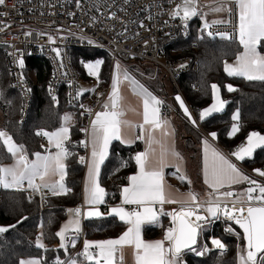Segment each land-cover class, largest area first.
<instances>
[{"label": "snow or ice", "instance_id": "1", "mask_svg": "<svg viewBox=\"0 0 264 264\" xmlns=\"http://www.w3.org/2000/svg\"><path fill=\"white\" fill-rule=\"evenodd\" d=\"M215 3L217 6L211 8V11L227 12L229 19L213 20L211 23L205 19L203 31L209 38L220 37L223 40L238 41L243 49L234 63L223 62L226 74L248 81L264 82V54L258 50L264 42V0H215ZM5 4L6 0H0V6ZM232 4H235V10L231 7ZM170 14L173 18L184 21L185 27L191 18L204 15L199 11L198 0H181ZM0 15L4 14L0 13ZM223 24L232 25L233 31H212L214 26ZM52 43H55L54 38ZM52 51L55 52L56 57L61 58V49L53 48ZM18 64L23 68L24 60L19 59ZM102 64V60L86 64L88 75L96 77L99 81ZM61 66H63L62 58ZM122 84H126L131 89L138 100V107H133L127 101L122 92ZM225 88L228 92L238 91L230 84L225 85ZM211 90L213 103L199 112L200 120L222 112L227 103L221 96L219 85L212 84ZM84 91H95V89L79 90L77 96L82 95ZM175 99L188 121L194 126L197 125L184 100L180 96H176ZM53 100L58 103L55 97ZM163 103L126 70L122 72L119 63L115 65L111 92L108 100L102 105L103 110L95 113L89 128L81 130L89 137L81 141V144L85 148L89 145L91 147L85 187L87 207L69 209L73 218L68 220L55 235L61 242L60 247L67 251L68 244L65 242L68 241L72 247H75L82 232L81 217L93 219L105 216L98 207L106 203L105 197L108 195L100 184V171L101 165L109 155V147L113 141L131 145L136 140H143L145 149L132 158L138 170L127 177L129 183L121 190V204L111 207L107 213L118 218L128 227L117 238L98 241L85 239L83 250L77 257L70 258L67 264H123L125 248L133 250L135 264H183V252L195 250L193 246L197 244L204 226L221 218L233 221L242 229V233L236 232L231 226L226 229L244 240V245L238 246V264H264V183L250 178L228 156L205 139L203 176L204 183L211 189L210 198L201 202L198 194L192 190L184 193L178 190L173 192L165 181L164 169L173 166L176 172L180 173L183 157L171 142L174 129H171L170 121L161 114ZM87 111L92 112L91 109ZM129 113L140 119H130ZM232 120L236 123L232 124L229 135L235 137L241 130L238 123L239 111L234 113ZM70 121L71 116L65 115L62 125L55 131L41 129L35 133L46 138L51 146L46 149L47 154L34 153L35 159H30L25 146L18 144L6 130H0V146L14 160L11 165L0 166V187L22 191L25 190L26 183L27 188L32 189L33 192H40L43 188L54 196L66 195L70 191L64 183L67 175L66 160L72 155L66 146V142L70 140ZM210 135L214 140L217 138L215 132ZM52 148L56 151L53 152ZM258 148H264V134L253 131L247 135L246 143L230 155L238 161H244L246 158H251ZM80 163H85L84 157H80ZM126 165L127 162H124L123 166ZM254 171L259 177L264 178V170ZM49 176L58 179L48 182L46 178ZM179 179L184 181L187 177L181 174ZM37 180L40 183H37ZM187 182L191 183L190 180ZM241 184L247 186L239 191L234 190V186ZM165 204H176L179 207L171 212H165L163 208ZM125 206L133 207L129 210ZM161 216L171 217V226L165 230L164 238L145 241L142 236L143 227L161 226ZM19 223H22V220L17 221V224ZM16 226V224L0 226V235ZM211 243L220 250L221 255L227 251V246L221 240L212 239ZM36 244L38 248L47 251L45 244L39 238ZM197 254L203 255L204 252ZM19 264H43V258L24 259L20 260ZM55 264H65V261L57 259Z\"/></svg>", "mask_w": 264, "mask_h": 264}, {"label": "trees", "instance_id": "2", "mask_svg": "<svg viewBox=\"0 0 264 264\" xmlns=\"http://www.w3.org/2000/svg\"><path fill=\"white\" fill-rule=\"evenodd\" d=\"M202 19L195 20L190 25V37L177 38L171 47L165 50L164 55L170 59L194 55L199 59L200 69L198 72L187 73L180 77L179 84L184 97L199 118V112L213 103L211 85L217 84L221 88V96L227 102L226 108L221 113H215L204 120L201 125L205 133H217L214 140L218 146L230 151L231 148L246 140L249 133L253 131L264 134V82L248 81L241 77H230L224 70V61L236 59L242 51L238 42H230L221 38H209L203 31ZM200 37H203L202 39ZM196 46L194 49L193 46ZM259 51L264 54V42L259 46ZM102 60L100 77L102 85L108 83L112 59L109 54L100 50H73V65L78 73V79L92 81L88 75L86 64L96 60ZM137 66L144 67L143 61L133 60ZM28 68L25 74L33 80V101L26 116L21 122L22 101L17 91L10 87L9 74L5 69L2 57L0 56V110L2 112V128L13 136L18 144L25 146L29 157L36 152H44V137L35 133L41 129L55 131L62 125L63 117L71 112L75 117V123L71 126V137L67 144L69 152L72 153L67 160V175L65 183L70 189L66 195H50L46 198V206L41 207L38 197L29 198L26 190L17 191L3 189L0 196V226L16 224L9 232L0 235V264H19L24 258H43V264H55L57 259L66 262L68 257L75 251V247L69 246L67 251L59 247V238L55 235L62 223L66 221L69 209L77 206L82 201L83 175L85 163H80L82 154L72 148V144H81L83 132L81 131L80 119L81 110L69 105L66 94L61 95L56 101L49 97L48 82L51 78V70L46 58L28 57ZM135 70L132 66V71ZM134 72V71H133ZM135 73V72H134ZM32 74L34 77H32ZM136 74V73H135ZM232 85L238 91L228 92L225 85ZM197 85V87H196ZM162 98L165 97L180 113L181 108L175 99L177 92L172 84L171 91L166 88L163 82L151 87ZM90 92L81 95L82 101L88 98ZM236 111L240 113L238 123L241 130L235 137H230L229 132L233 123L232 116ZM179 128V138L183 143V154L189 159V164L194 171L197 166L196 144H191L187 139V133L194 135V126L186 120L176 116ZM1 130V127H0ZM199 132V131H198ZM186 135V136H185ZM142 151L140 142L132 146H125L119 142L113 143L110 155L101 165L100 184L106 190V203L103 206L105 216L103 218L86 219L84 230L88 240L98 241L109 238H117L126 228V224L118 218L107 215L109 205H116L120 201L121 190L128 185L127 177L136 172L135 161L132 159L136 153ZM12 158L0 146V166L8 164ZM127 162L126 166H123ZM240 163L249 169H264V148H258L251 158H246ZM27 219H23V218ZM22 223L17 224V221ZM167 220L165 218L164 222ZM43 225V227H41ZM164 225V223H163ZM233 227L236 232L241 231L228 220H214L205 225L202 231L200 247L203 244L210 245L211 238L220 239L227 247V251L221 255L220 250H208L199 257L192 252H186V264H238V246L244 245V240L226 231ZM43 233V236H41ZM146 238H157L160 236V228L157 226L145 227ZM41 237L47 251L37 247L36 241Z\"/></svg>", "mask_w": 264, "mask_h": 264}, {"label": "built area", "instance_id": "3", "mask_svg": "<svg viewBox=\"0 0 264 264\" xmlns=\"http://www.w3.org/2000/svg\"><path fill=\"white\" fill-rule=\"evenodd\" d=\"M180 3L181 0H6V4L0 6V13L4 14L0 15V25L3 26L0 27V56L9 74L10 87L19 93L22 101L21 122L26 120L33 101L34 82L25 74L28 68L27 58L32 56L46 58L49 63L51 70L47 88L49 97L52 99L55 97L57 100L61 91H64L69 105L81 110V130L89 128L95 113L103 110L102 105L108 100L111 92V76L106 85H102L99 80L95 91H91L88 98L82 101L81 95L77 96L80 87L78 73L73 65L72 51L100 50L110 55L111 72L117 63L125 65L133 60L158 65L175 87L177 96L184 100L192 117L196 119L197 125L192 124L194 128L204 136H208L202 128L201 120L188 105L179 84V79L184 74L199 71V59L194 55L177 59H170L164 55L165 50L171 47L177 38L190 37L192 22L198 19L204 21L203 16L193 17L187 21L185 27L184 21L173 18L170 14ZM216 6L215 0H198L201 13ZM231 7L235 10L236 6L232 4ZM227 19L229 14L226 12ZM233 22H235L234 18ZM212 31L232 32L233 27L228 24L216 25ZM53 38L55 43H52ZM53 48L61 49L63 66H61V58L56 57L55 52L52 51ZM193 48L195 49L196 46L194 45ZM21 58L24 60L23 68L18 64ZM2 72L0 69V75ZM161 100L164 102L161 110L163 117L170 112L189 122L183 112L181 114L167 99L161 98ZM87 109H91L92 112L89 113ZM88 138V134L83 132V141ZM245 143L246 140L234 145L230 151L225 150V154L246 175L264 183V178L259 177L254 171L256 169L245 168L240 161L230 155ZM45 148H50L48 141H45ZM72 148L82 154L86 163L89 147L72 144ZM25 190L29 198H39L42 208L46 206V198L50 196L48 190L41 188L40 192H33L32 189L27 188V184ZM2 191L3 188L0 187V196ZM77 207L85 209L87 206L81 202L73 209ZM178 207L170 204L163 206L165 212H171ZM163 218H167L166 225L171 226V217L163 216ZM81 219L85 221V218L81 217ZM85 239L88 240L83 227L76 242L77 247L65 264L83 250ZM65 243L68 247L71 246L68 241Z\"/></svg>", "mask_w": 264, "mask_h": 264}, {"label": "crops", "instance_id": "4", "mask_svg": "<svg viewBox=\"0 0 264 264\" xmlns=\"http://www.w3.org/2000/svg\"><path fill=\"white\" fill-rule=\"evenodd\" d=\"M225 20V19H224ZM241 46V45H240ZM242 47V46H241ZM243 50V49H242ZM259 50V49H258ZM262 54V53H261ZM236 59L234 60H231V61H227L228 63H234ZM120 68H121V71L123 72L124 70H126L131 76H133L137 81H139L141 84H143L150 92H152L157 98H159L161 100V96H159L156 92H154L152 90L151 87H148L132 70H130L126 64L125 65H121L120 64ZM115 75V69H113V71L111 72V78H110V84H112V79ZM86 92H91V91H86ZM122 92L124 94V96L127 98V101L133 106V107H138V100L137 98L132 94L131 92V89L126 85V84H122ZM165 98V97H164ZM178 102V101H177ZM227 104V103H226ZM225 108H226V105H225ZM224 108V110H225ZM161 110H162V107H161ZM223 110V111H224ZM222 111V112H223ZM181 112L182 109H181ZM221 113V112H219ZM174 113H168L166 118L168 121H170V126H171V129H174V134L173 136L171 137V142L173 143L174 145V148L176 151H178L181 156L183 157V160L181 162V172L180 173H177L176 172V168L173 167V166H168V167H165L164 169V173H165V181L166 183L170 186V188L173 190V192H176L177 190L180 192V193H184V192H187L189 190H192L194 191L195 193L198 194L199 196V199L201 202H204L206 200H208L210 197H209V193L211 191V189L208 187V185H206L204 183V176H203V158H204V152H203V148H204V145H203V141L205 139H207L209 141V143L217 148L220 152H222L224 155L225 154V150L221 147V146H218V144H216V141H214L212 138H210L209 136H204L203 134H201V132H198L196 129H193L194 130V135L195 136H192L191 133H187L188 136H186V139L191 143V144H196L195 147H197L199 149V152H197V166L195 167L194 171L192 170V168L190 167V164H189V159L183 154V143L185 145L186 143V140H183L181 141V137L179 138V128L177 126V120L176 119V114L173 116ZM215 114V113H214ZM129 115V118L132 119V120H139L140 118L139 117H136V116H133L131 113L128 114ZM175 117V119H174ZM75 119V117H74ZM75 123V120H71L70 122V130H71V126ZM137 133L139 132V130L137 129L136 130ZM131 135V134H130ZM70 137H71V131H70ZM46 140V138H45ZM47 141V140H46ZM69 141L66 142V146L68 144ZM115 142H119L121 143L122 145H125V146H132L135 145L136 143L140 142L142 144V151L145 149V143L143 140H136L135 143L129 145L127 143H122L120 141H113L109 147V155H110V150H111V147L113 145V143ZM51 147V146H50ZM53 152L56 151L54 148L51 149ZM46 152V151H45ZM44 153V152H43ZM47 154V152H46ZM91 147L89 145V155H88V159H87V162L85 163V170H84V175H83V187H82V201L81 202H84L85 204V199H86V193H85V187H86V184H87V177H88V167H89V163H90V158H91ZM108 155V156H109ZM34 157V156H33ZM31 157V158H33ZM30 158V157H29ZM108 158V157H107ZM232 160V159H231ZM106 161V160H105ZM104 161V162H105ZM103 165V164H102ZM67 170V169H66ZM137 166H136V172H137ZM135 172V173H136ZM134 173V174H135ZM183 174L187 177L186 180L182 181L181 179H179V176ZM198 178L199 179V182L198 184H195L194 182H192L194 179ZM58 177H54V176H49L46 178V181L48 182H53L55 180H57ZM190 180L191 183L189 184L187 181ZM38 183H40L39 180H37ZM65 183V181H64ZM26 184V183H25ZM65 186L67 187L66 183H65ZM127 186V185H126ZM247 185L246 184H241V185H236L234 186V190L236 191H239V190H242L243 188H245ZM68 188V187H67ZM47 190V189H46ZM50 195H52L50 193ZM105 200H106V197H105ZM121 200H122V197L120 196V201L118 204L116 205H112L109 207L108 209V212L110 210L111 207H115V206H118L121 204ZM86 205V204H85ZM105 205V204H104ZM104 205H99V210L104 213L103 211V206ZM170 205H176V204H170ZM179 206V205H178ZM126 208H128L129 210H131V208L133 206H125ZM73 209V208H72ZM103 210V211H102ZM72 215L70 213H68V217L66 219V221H64L60 227V229L63 227V225L65 223L68 222V220L72 219ZM94 219V218H93ZM165 218H163V216L160 217V225L161 226H157L160 228V236L157 237V238H146L145 236V227L146 226H156V225H145L143 227V230H142V236H143V239L145 241H156V240H161L164 238V235H165V230L170 227V226H167L166 225V221L164 222ZM164 223V225H163ZM210 224V223H208ZM207 224V225H208ZM81 227L83 229L84 227V222L82 221L81 219ZM128 225H126V228L121 232V234L127 229ZM59 229V230H60ZM120 234V235H121ZM119 235V236H120ZM118 236V237H119ZM212 239H215V238H211L210 241H212ZM218 239V238H216ZM220 240V239H219ZM209 250L210 248L207 246L205 247L203 250L205 251L204 254L206 253L207 250ZM228 249V247H227ZM217 250V249H216ZM82 259V258H80ZM182 262L183 264H186V260H185V256L182 254ZM123 264H135V261H134V256H133V250L131 248H125L124 249V261H123Z\"/></svg>", "mask_w": 264, "mask_h": 264}, {"label": "rangeland", "instance_id": "5", "mask_svg": "<svg viewBox=\"0 0 264 264\" xmlns=\"http://www.w3.org/2000/svg\"><path fill=\"white\" fill-rule=\"evenodd\" d=\"M202 13L204 15L203 18L204 20L206 19L209 23H211L213 20H226V12H219V13H214L212 12L211 10L209 11H202ZM99 60V59H98ZM96 60V61H98ZM96 61H92V62H89V63H95ZM144 67H139L137 66V63H135L134 61H129L126 63V66L132 70V66H134L135 70H133L136 75L148 86V87H155L156 85H158V83H161L163 82L166 86V88H168L169 91H171V88H172V83L170 81V79L166 76V74L163 72V70L161 68L155 65H151L150 63H144L143 64ZM101 68V67H100ZM88 70V69H87ZM32 77H34V75L32 74ZM92 79V81H85L83 79H79V87H80V90H83V89H95L96 87V84L98 82L97 78L94 77V76H90ZM86 92V91H84ZM83 92V93H84ZM66 115H70L71 116V120H75L74 119V115L71 113V112H68ZM175 114H173L174 116ZM176 116V115H175ZM175 119V117H174ZM71 122V121H70ZM177 122V121H176ZM2 123H3V120H2V112L0 110V127H1V130H4L2 128ZM44 149L46 151V148H45V142H44ZM44 151L43 152H40L42 154H46V152ZM30 159H35V156L33 158L30 157ZM236 159V158H235ZM14 163V160L12 159V161L10 163H6V164H3V165H11ZM2 166V165H1ZM250 177V176H249ZM251 178V177H250ZM253 179V178H252ZM194 182L195 184H198L199 182V179L195 177V179L192 181ZM202 231L203 229L201 230V234H200V237H199V241H198V244H196L197 246L194 248L195 250L194 251H189V252H192L196 255H198L197 253L198 252H205L203 249L205 247H207V244H203L202 247H200L199 243L201 242V236H202ZM40 240H42V242L44 243L43 239L41 237H39ZM216 239V238H215ZM37 242V241H36ZM60 242V241H59ZM61 243V242H60ZM60 243H59V247H60ZM213 246L211 241H210V245L208 246L211 250L213 249ZM215 247V246H214ZM214 250V249H213ZM208 251V250H207ZM204 255V254H203ZM201 255V256H203ZM185 256V255H184ZM24 259H29V258H24ZM22 259V260H24Z\"/></svg>", "mask_w": 264, "mask_h": 264}, {"label": "water", "instance_id": "6", "mask_svg": "<svg viewBox=\"0 0 264 264\" xmlns=\"http://www.w3.org/2000/svg\"><path fill=\"white\" fill-rule=\"evenodd\" d=\"M232 223L234 224L233 221H232ZM234 225H235V224H234ZM235 226H236L237 229H239V230L241 231V233H242V229H240L238 225H235ZM199 237H200V236H199ZM199 237H198V241H199ZM197 244H198V242H197ZM196 246H197V245H194L193 247L195 248ZM188 251H191V250H185V251L183 252V254L186 253V252H188ZM197 256L201 257V255H197Z\"/></svg>", "mask_w": 264, "mask_h": 264}, {"label": "bare ground", "instance_id": "7", "mask_svg": "<svg viewBox=\"0 0 264 264\" xmlns=\"http://www.w3.org/2000/svg\"><path fill=\"white\" fill-rule=\"evenodd\" d=\"M213 249L216 250V248L213 246ZM218 250V249H217Z\"/></svg>", "mask_w": 264, "mask_h": 264}]
</instances>
